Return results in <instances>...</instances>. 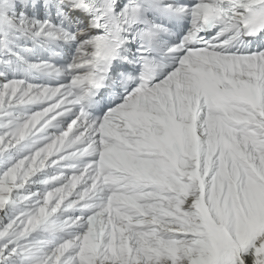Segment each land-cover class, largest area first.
Returning a JSON list of instances; mask_svg holds the SVG:
<instances>
[{"label":"snow or ice","instance_id":"obj_1","mask_svg":"<svg viewBox=\"0 0 264 264\" xmlns=\"http://www.w3.org/2000/svg\"><path fill=\"white\" fill-rule=\"evenodd\" d=\"M0 264H264V0H0Z\"/></svg>","mask_w":264,"mask_h":264}]
</instances>
